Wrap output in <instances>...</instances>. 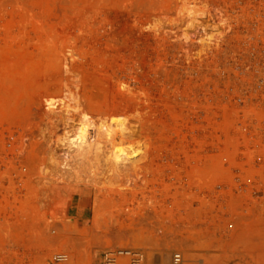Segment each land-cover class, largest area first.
<instances>
[{
    "label": "rangeland",
    "instance_id": "1",
    "mask_svg": "<svg viewBox=\"0 0 264 264\" xmlns=\"http://www.w3.org/2000/svg\"><path fill=\"white\" fill-rule=\"evenodd\" d=\"M192 2L209 9L208 29L220 9V36L184 44ZM244 25L245 0H0V156L27 167L24 214L43 233L56 221L37 264L54 251L100 264L110 246L141 248L149 264L173 249L190 264H264V177L237 178L245 161L222 160L239 154L237 114L204 96L222 46H245ZM68 105L134 129L115 142L143 148L137 166L107 162L109 143L66 160Z\"/></svg>",
    "mask_w": 264,
    "mask_h": 264
},
{
    "label": "built area",
    "instance_id": "2",
    "mask_svg": "<svg viewBox=\"0 0 264 264\" xmlns=\"http://www.w3.org/2000/svg\"><path fill=\"white\" fill-rule=\"evenodd\" d=\"M245 46H222L223 52L208 70L210 83L204 96L210 105L233 107L237 114L234 127L238 133L237 156H223L226 165L245 161V171L234 169L237 178L264 177V0H245ZM215 111V109H214ZM225 109L216 108L221 113ZM219 121L222 118L219 117ZM226 138V136H224ZM10 145V144H9ZM6 157L0 156V264H37L46 254L42 239L52 244L56 221L47 219L49 230L43 233L42 219L24 214L28 194L24 174L6 170ZM256 163L252 170L248 164ZM38 211V210H37ZM67 252L54 251L44 264H61L69 260ZM100 264H149L141 248L110 246L101 253ZM168 264H190L181 249H173Z\"/></svg>",
    "mask_w": 264,
    "mask_h": 264
},
{
    "label": "bare ground",
    "instance_id": "3",
    "mask_svg": "<svg viewBox=\"0 0 264 264\" xmlns=\"http://www.w3.org/2000/svg\"><path fill=\"white\" fill-rule=\"evenodd\" d=\"M192 3L190 5L191 8H188L191 10L188 12L187 15L185 14L187 20H185V23H184V24H186V28L184 27L185 31L183 33V38H182V40L184 41V44L186 45V43L188 41H190V39H192V35H197L198 36L197 40L199 38L198 41L202 42V43H206L207 40L209 41V39H211L213 37L212 35L217 34L218 36H220L222 33V32L220 33V30H221L220 27L221 26L223 27V25L226 23V19L224 16H222L220 9L218 12L220 15L219 23H217L216 25L213 23L214 26H212V24L209 23V24H211V27H213V28L208 29L207 23H208V21H210V19L207 20V22H205V20L203 18L205 17V15L208 14L209 9L205 10L204 8H202V6L199 5L200 3L198 5L196 3L194 4V2H192ZM183 13H187V12H185V9H184ZM180 36H182V35H180ZM206 38H208V39H206ZM207 47H205V49ZM183 48H187V47H183ZM186 51H188V50H186ZM70 95H68V96L74 97L73 94H70ZM75 97H77V96H75ZM68 99H70V98H68ZM72 102L74 104L73 99H72ZM72 102H71V105H72ZM77 103H78V97H77ZM66 105H67V103H66ZM71 105H68V107H66V108L64 107L61 111V116H62V120H63V124H64V134L62 135V137H59V139H57L58 143H61V145L63 147L67 148L63 151V157L66 160H69V157H70V151L68 150V148H70L74 145H79L81 147H85L93 155L98 154V157H99L101 155L100 151L102 150L103 145H105L106 143H109V150L106 152V155H104V156H105V158H106L105 160L107 162L112 163L111 165L119 167V168L126 167L128 169L130 167L134 168V166L136 164H138L137 162L139 161L141 154H143V152H144L143 148L140 145H138V143H131L130 142L131 140L129 141L128 139H127V142L128 141L129 142L125 143V144H118L115 142L116 139H126L128 137L132 138L133 135L135 134L134 129L129 128L130 126L128 127V126H124L123 124L122 125L118 124V123H121L122 121L120 122V120L119 121L116 120L117 119L116 117H115V119L109 118L110 117V116H108L109 114L106 115L105 113H103L106 116H103V115L102 116L101 115H96V116L92 115L91 116L89 113L83 112L84 110L80 111L82 105L81 106L78 105V107H77V108H79V112L76 108H74V107H76L75 105H77L76 103L74 104V107H72ZM75 110H77V111H75ZM101 112H103V111H101ZM134 137H135V135H134ZM132 142H133V140H132ZM99 158H101V157H99ZM52 159H53V157H52ZM52 161H54V160H52ZM62 161L65 162V160H62ZM56 162H57V160H56ZM142 162H144V161L142 160ZM57 163L55 164V162H54V165H57ZM123 169H125V168H123ZM55 170H56V168H55ZM125 171L126 170H124V172ZM129 174H130V172H129ZM94 236H96V235H94Z\"/></svg>",
    "mask_w": 264,
    "mask_h": 264
}]
</instances>
